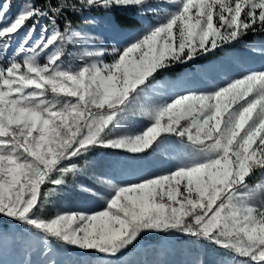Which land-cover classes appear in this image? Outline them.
<instances>
[{"label":"snow or ice","instance_id":"1","mask_svg":"<svg viewBox=\"0 0 264 264\" xmlns=\"http://www.w3.org/2000/svg\"><path fill=\"white\" fill-rule=\"evenodd\" d=\"M93 10L151 12L158 22L123 46L97 47L105 41L69 21ZM110 27L125 31L116 17ZM259 32L264 0H25L15 15L0 0V216L22 226L25 255H38L21 264H119L150 234L219 248L227 258L218 264H264V183H250L264 176V70L211 91L196 81L220 65L187 70ZM137 118L148 123L137 129ZM171 146L180 150L174 169L139 174L140 162ZM97 150L115 157L122 179L92 174L104 193L77 187L103 206L42 215L69 177L88 175Z\"/></svg>","mask_w":264,"mask_h":264},{"label":"rangeland","instance_id":"2","mask_svg":"<svg viewBox=\"0 0 264 264\" xmlns=\"http://www.w3.org/2000/svg\"><path fill=\"white\" fill-rule=\"evenodd\" d=\"M11 3L12 14L15 15L24 2L17 0L11 1ZM93 11L97 12L94 14L87 12V16L83 21L88 19L94 21V23L84 22L82 27L84 32L98 36L105 41L104 45L97 41V47L123 46L131 39L132 33L142 31L147 24L158 22V17L151 12L142 17L137 16L135 13H121L123 16L134 20L136 24L127 28L122 27L125 29L124 33L117 34L110 27L112 16L109 13H105L103 10ZM45 23L47 21H41L42 25ZM37 34H39V27L37 28ZM18 43L19 41L16 42V44ZM16 44H14V47ZM252 47L264 50V32L249 33L240 43L234 47H229L225 52L219 53L211 62L202 58L197 64L191 65L187 69L188 71H194L201 65L208 66L210 63H216L224 69L223 72L210 74L207 79H197L195 87L199 90L211 91L218 85H223L226 77H236L248 70H264V51L254 52L251 50ZM106 62H111L110 56L106 58ZM181 67L174 70V75L169 73V78H175L183 73L185 68ZM179 152L180 150L176 146H171L159 157L150 156L147 161L139 165V174L148 176L162 174L169 169H174ZM0 218L10 219L2 216ZM0 234L6 240V244L0 243V261L3 264H21L27 258H31L34 262L38 259V255L35 253L30 257L25 255L24 246L20 239L23 235L22 227L10 225L8 228H3L0 226ZM222 258H227V254L219 248L206 244L195 245L189 239L183 240L176 235H172L166 239L162 238L159 243H140L132 251L125 252L118 260L119 264H198L199 261H203V264H218V261Z\"/></svg>","mask_w":264,"mask_h":264},{"label":"trees","instance_id":"3","mask_svg":"<svg viewBox=\"0 0 264 264\" xmlns=\"http://www.w3.org/2000/svg\"><path fill=\"white\" fill-rule=\"evenodd\" d=\"M11 1H17V0H11ZM25 2V0H22ZM31 2H34L38 7H44V5L47 3V0H31ZM53 3H56V0H52ZM96 13L97 11H90V13ZM87 12L83 14H71L69 13V21L72 24V28L74 30L78 31H83V25L84 22L83 19L86 18ZM112 18L116 17L120 21L121 27H131L135 23L134 20L130 19L129 17L123 16L121 13H109ZM65 22L63 20L59 21V25L61 30L64 28ZM68 51H72L74 53L82 51V48L79 47H74L72 45L67 46ZM71 64L74 67L79 66V61L75 60L73 58H68L66 59V64ZM183 68V67H181ZM190 68V67H189ZM174 71L171 72V75H174ZM148 122L144 120L143 118H137L136 125L135 127L137 129L143 128ZM184 123V122H182ZM128 130H132L131 125L129 126ZM178 148V146H176ZM179 149V148H178ZM163 153H157L153 155L152 157H159ZM115 157L108 151L106 150H97L94 154L90 155L89 159L93 162L92 166L88 170V175H82L77 178L75 182L71 180V178H68V186L65 189L64 195L60 197H50V202L48 204L44 205L43 212L41 213L44 216H52L55 214L56 207H62L64 209H84V210H92V209H97L101 208L103 206V201L98 200L97 198L91 197L87 194L82 193L79 188L77 187V184H85L90 187H92L94 190L97 192L104 193L106 189L99 184H96L92 179L91 176L92 174H100L104 175L106 177H112L115 179H122L110 166V162L114 159ZM149 157H147L144 161H147ZM140 162V164L142 163ZM150 163V161H148ZM79 164H83V161H79ZM139 164V165H140ZM252 186H255L258 183H264V177L260 176L259 174L254 177L250 181ZM48 187H54L52 185H49ZM46 190V189H45ZM10 225H19L17 222L11 220V219H2L0 218V226L3 228H8ZM179 239L186 240L188 239L187 237L183 236H178ZM162 240V238H159L157 234H153L150 236H145V239L142 240L140 243L143 242H148V243H159ZM134 248H131L130 250L126 252L132 251Z\"/></svg>","mask_w":264,"mask_h":264}]
</instances>
